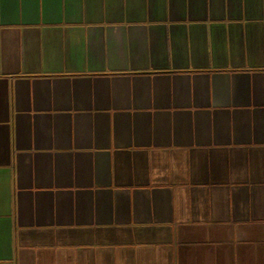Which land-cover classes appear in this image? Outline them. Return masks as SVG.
<instances>
[{
	"label": "crops",
	"instance_id": "crops-1",
	"mask_svg": "<svg viewBox=\"0 0 264 264\" xmlns=\"http://www.w3.org/2000/svg\"><path fill=\"white\" fill-rule=\"evenodd\" d=\"M0 264H264V0H0Z\"/></svg>",
	"mask_w": 264,
	"mask_h": 264
}]
</instances>
